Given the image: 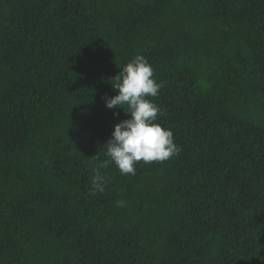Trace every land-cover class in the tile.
Returning <instances> with one entry per match:
<instances>
[{
	"label": "trees",
	"instance_id": "16d2710c",
	"mask_svg": "<svg viewBox=\"0 0 264 264\" xmlns=\"http://www.w3.org/2000/svg\"><path fill=\"white\" fill-rule=\"evenodd\" d=\"M136 54L181 151L90 195ZM0 264H264V0H0Z\"/></svg>",
	"mask_w": 264,
	"mask_h": 264
},
{
	"label": "clouds",
	"instance_id": "9594fccd",
	"mask_svg": "<svg viewBox=\"0 0 264 264\" xmlns=\"http://www.w3.org/2000/svg\"><path fill=\"white\" fill-rule=\"evenodd\" d=\"M112 85L118 94L106 98V107H120L125 111L127 106L125 112L131 116L114 126L110 139L104 145L107 158L93 168L90 195L104 193L107 179L101 169H107L112 163L121 175L134 176L137 163L164 162L181 151L171 128L162 126L158 120L163 109L150 99L157 97L164 85L155 79L154 68L146 56L136 54L114 77ZM98 159L91 157L92 161ZM117 206L123 207L124 201H118Z\"/></svg>",
	"mask_w": 264,
	"mask_h": 264
}]
</instances>
